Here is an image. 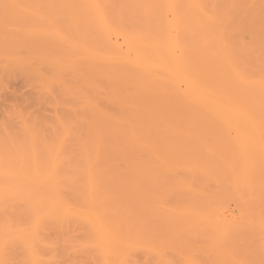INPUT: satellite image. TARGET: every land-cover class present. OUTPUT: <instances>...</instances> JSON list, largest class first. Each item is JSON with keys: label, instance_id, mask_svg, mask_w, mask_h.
I'll return each mask as SVG.
<instances>
[{"label": "bare ground", "instance_id": "1", "mask_svg": "<svg viewBox=\"0 0 264 264\" xmlns=\"http://www.w3.org/2000/svg\"><path fill=\"white\" fill-rule=\"evenodd\" d=\"M0 67L82 125L0 135V264H42L73 215L100 264H263L264 213L240 211L264 200V0H0Z\"/></svg>", "mask_w": 264, "mask_h": 264}, {"label": "rangeland", "instance_id": "2", "mask_svg": "<svg viewBox=\"0 0 264 264\" xmlns=\"http://www.w3.org/2000/svg\"><path fill=\"white\" fill-rule=\"evenodd\" d=\"M248 40L249 39L247 38V41ZM1 67H0V129H2V130H0V135L9 136V137L11 136V138H14L16 140H18V139L20 140V139H23V137L26 138L28 136L27 135L28 133L30 136L32 133H34L32 135H36V136L40 135V137L43 136L42 138H44V139H46V138L52 139L57 134L59 135L61 132L60 131L61 126L59 125L60 121L61 122L64 121V123L65 124L68 123V125L70 122L69 126L71 128H74V129H72V133L76 134V133L80 132V130L82 128L81 127L82 126L81 121H79V119H78V115H80V110H79L80 108H78L76 103H74L75 101H73L72 99L71 100L66 99L64 96H62V94L60 93L61 91L59 92L60 89L58 86H57V88L55 87L56 89H52L51 90L52 92H50V90L49 91H47L45 89L43 90L42 86H40V84H37L38 82L35 81V79H33L31 74H29L30 72L23 70L25 73L24 74V73H22L23 71L21 72V70H18L19 69L18 68L17 69L18 71L13 69V70H15V73H14L12 69H10L12 72L9 69H7V71H6V69H4L5 71H3L1 69ZM5 68H7V67H5ZM2 71L5 72V74H2ZM10 72L12 74H10ZM8 73H9V75H8ZM28 75H29V77H28ZM65 99H66V101H65ZM71 101L75 105H73V103H71ZM70 104H72L73 106H71ZM74 106H77V107H74ZM73 108H76V109H73ZM72 109H73V111H72ZM76 110H77V112H76ZM78 110H79V112H78ZM74 112H76V113L74 114ZM26 127H28V129H26ZM57 127H58V129H57ZM28 130H31V131L27 132ZM5 131H7L8 133L5 134ZM54 133H56V134H54ZM72 133H70L69 134L70 136L66 138L67 139L66 142H68L70 145L73 146L75 144V142H72V141L75 140V134H72ZM43 134H45V136ZM25 135H27V136L25 137ZM69 144H67V146ZM70 145H69L68 149L71 148ZM73 151H74V148H73ZM68 199L70 200L71 204L75 202L72 205V206H74L73 208L76 209L78 206L80 207V205H79L80 202H78V201H80V199H78V197L76 198L75 196L73 197L72 195L71 196L69 195ZM233 201L228 202V208H229L228 212L230 211L234 216L237 214L236 217H240V215H238V214H240L239 211L243 210V208H246V206H247L246 210L240 211L241 214H242V212L244 213L247 211L246 213H244V216L246 218H248V217L250 218L251 217L250 215L256 214L258 208L261 209V210L258 209L259 212L263 211V213H264V200H258L255 203L254 202L253 203L250 202L247 204L244 203V204H246V206H244L243 203L238 204L237 202H235L236 200L234 202ZM259 204H260V206H259ZM236 206H238V207H236ZM239 208H241V209H239ZM250 210H252V212ZM253 212H254V214H253ZM16 216H18L20 219H24L23 220L24 222L27 220L26 215H24L23 212H17ZM241 216H243V215H241ZM59 222H61V223H59ZM45 224L46 225H44V226H45L46 230H45V228H43V230L46 232H44L42 230V233L45 234V236H44V234H43V236L46 238V240H47L46 242L48 244L45 246V250H46L45 251L46 252L45 257L46 258L42 264H100L97 251L95 249H93V247L90 244H86L87 246L85 245L84 247H82V244L84 245V242L86 240H87L86 243H89L88 240L90 241V239H91V233H90L89 226L86 224V222L84 220H80V218L73 215V216L69 217V219H66V221L65 220L64 221L52 220V221H49ZM67 225H68V227H67ZM49 227H51V228H49ZM48 232H49V234H48ZM250 236H251V234L248 236V240L250 238V240H249L250 243L247 242V245L249 244V246L253 245V246L257 247V242L254 239L255 236L254 235H252V237H250ZM253 242L254 243L256 242L255 245ZM76 244H79V245H76ZM10 250L13 251V253H12V251H9V253H12V254H10V257H12L10 259V262L11 263L13 262V264H21L20 263L22 260L21 259L22 258L21 249L15 247V248L10 249ZM257 251H258V249H257ZM257 251H256V254H257ZM17 253L21 257H18L19 255ZM258 254H259V252H258ZM91 256H93L94 259ZM146 256H147L146 253L142 252L141 250H139V252L135 251L134 255L133 254L131 255V258L135 257V260L134 259L132 260L130 258L128 261L130 264H156V263L162 264L159 261L156 262V259H154L151 256H148L147 259H145ZM51 258L55 262L53 260H50ZM261 258H263V257H261ZM12 260H14V261L17 260V262H14ZM171 260H172V262H174V263L171 262V264H178V263L183 264L181 262L180 258L175 256V255H174V257H173V255H171ZM262 263L264 264V258L262 259Z\"/></svg>", "mask_w": 264, "mask_h": 264}]
</instances>
